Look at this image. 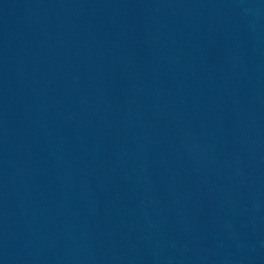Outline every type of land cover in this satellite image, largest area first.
<instances>
[{"label": "water", "instance_id": "water-1", "mask_svg": "<svg viewBox=\"0 0 264 264\" xmlns=\"http://www.w3.org/2000/svg\"><path fill=\"white\" fill-rule=\"evenodd\" d=\"M0 264H264V0H0Z\"/></svg>", "mask_w": 264, "mask_h": 264}]
</instances>
